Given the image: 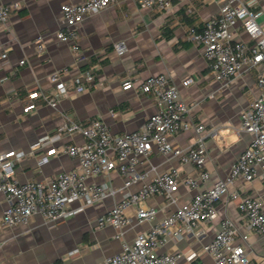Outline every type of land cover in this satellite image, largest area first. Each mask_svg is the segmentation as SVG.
Instances as JSON below:
<instances>
[{"label":"crops","instance_id":"crops-1","mask_svg":"<svg viewBox=\"0 0 264 264\" xmlns=\"http://www.w3.org/2000/svg\"><path fill=\"white\" fill-rule=\"evenodd\" d=\"M12 1L21 2V6L0 25V151L21 149L27 153L14 167L19 182L47 179L61 171L79 168L77 158L67 154H54L47 162H38L52 147L84 142L77 133L57 135V127L64 122L98 118L111 134L139 130L156 111L152 95L141 92L139 85L157 74L168 76L190 106L194 121L205 127L204 168L209 178L200 189L228 175L252 137L238 130L240 111L258 94L256 74L264 69V62L252 69L242 68L223 85L209 71L201 47L185 35L190 26L201 29L203 22L228 1L258 11L257 21L264 32V0H172L165 11L141 7L137 0H117L78 24L77 51L71 43L56 39L55 32L62 25L60 5L82 0H0V4ZM233 39L247 44L251 41L241 25L235 27ZM120 40L128 48L123 55L113 51L114 43ZM60 68L68 69L63 77L67 84L82 70H89L93 81L85 91L63 96L56 107L41 105L23 114L28 91L50 92L53 86L49 76ZM188 77L193 81L186 85L184 80ZM126 81L132 85L124 89ZM194 138L190 129L170 136L169 142L185 148ZM173 167L196 175L191 163H181L178 157L153 149L146 157H139L135 165L138 172L145 173V178L127 190L134 192L156 174ZM260 173L257 167V176L249 183L241 177L234 179L228 193L216 201V212L210 221L200 223L193 232H182L178 239L165 240L157 252L181 253L177 264H215L209 255L193 261H187L184 255L199 251L214 237L221 221L229 218L240 233L247 234L244 246L250 264H264V239L245 228L240 199L230 196L237 192L240 197H259L264 203V176ZM87 182H105L116 191L67 219L47 222L34 215L25 224L0 225V264H94L118 253L122 241H131L138 232L188 202L194 193L181 186L174 192V203H168L162 195L147 199L144 204L156 209L151 222L138 223L136 207H129L126 213L130 221L122 237L116 238L114 228L109 224L98 227L96 218L122 198L123 177L113 171L108 177L98 175ZM6 205L5 195L0 193V217Z\"/></svg>","mask_w":264,"mask_h":264},{"label":"built area","instance_id":"built-area-1","mask_svg":"<svg viewBox=\"0 0 264 264\" xmlns=\"http://www.w3.org/2000/svg\"><path fill=\"white\" fill-rule=\"evenodd\" d=\"M116 1L82 0L77 3H62V25L55 32L56 39L71 43L72 49L77 51L78 24L85 17ZM137 1L141 7L157 11L167 10L172 3V0ZM20 6L19 1L0 4V25L5 24L11 13ZM258 15V11L246 4L228 1L220 5L215 15L203 22L201 29L196 30L193 26L187 29L185 38L201 47L209 71L223 85L229 83L242 68L252 69L264 62V32L257 21ZM237 25H241L248 34L250 43L233 39ZM127 49L123 40L113 45V51L117 55H123ZM23 62L20 61L21 64ZM67 72V68H60L50 74L49 80L53 86L50 92L29 90L22 113L34 111L41 105L56 107L63 96L83 92L93 81L92 73L82 70L67 84L63 79ZM192 81L188 77L184 84ZM131 85V82L126 81L122 88H130ZM256 86L258 94L240 111L238 127L239 131L250 133L252 137L231 165L228 175L217 179L209 187L200 189L209 178V173L204 168L205 127L194 121L190 106L181 98L168 76L157 74L147 77L139 85L141 92L152 95L156 105V111L147 117L139 130L111 134L98 118L69 120L57 127V135L77 133L84 138V142L80 145L52 147L40 156L38 162H47L54 154H67L77 158L78 169L61 171L47 179L19 182L15 177L14 167L27 153L21 149L0 151V193L5 195L7 201L0 217V225L14 227L25 224L34 215H39L47 222L72 217L116 191L105 182L94 184L87 182V179L98 175L108 177L111 172L117 171L123 177V196L106 214L96 218L98 227L111 225L116 238L122 237L124 228L130 221L126 213L129 207H136L138 223L151 222L155 218L156 209L144 204L147 199L162 195L168 203H174V192L181 186L194 190V193L188 202L176 207L161 221L138 232L131 241H122L118 253L94 264H177V260L183 256L181 253H158V247L165 240L178 239L182 232H193L200 223L210 221L216 212V201L228 193V186L234 179L241 177L245 182H251L257 176V167L264 176V69L256 74ZM190 129L194 131L195 138L185 148L176 147L169 142L170 136ZM45 139L47 136L40 141ZM153 149L161 154L178 157L181 163H191L196 169V175L173 167L156 174L136 191H128L133 183L145 178V173L138 172L135 168L138 158L146 157ZM230 196L240 199L239 208L244 217L245 228L264 239L263 201L259 197H240L237 192ZM74 202L78 203L77 206L72 205ZM246 239L247 234L240 233L234 222L225 218L209 242L203 244L199 251H191L184 256L187 261L209 255L215 264H250L244 246Z\"/></svg>","mask_w":264,"mask_h":264}]
</instances>
